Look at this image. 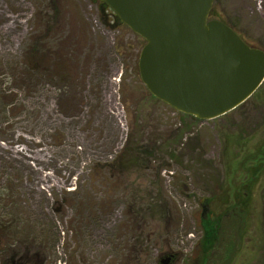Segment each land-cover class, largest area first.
Wrapping results in <instances>:
<instances>
[{
	"label": "rangeland",
	"instance_id": "374dc122",
	"mask_svg": "<svg viewBox=\"0 0 264 264\" xmlns=\"http://www.w3.org/2000/svg\"><path fill=\"white\" fill-rule=\"evenodd\" d=\"M104 7L0 0V193L23 217L14 247L41 244L42 264H159L168 253L177 260L167 264H204L200 219L217 228L222 213L206 181L219 174L248 217L239 239L223 216L224 242L205 264H223L229 239L230 264H264V82L223 116L183 117L141 79L146 40ZM214 7L220 17L211 18L264 50V0ZM137 145L150 154L146 168L108 169Z\"/></svg>",
	"mask_w": 264,
	"mask_h": 264
},
{
	"label": "water",
	"instance_id": "95a60500",
	"mask_svg": "<svg viewBox=\"0 0 264 264\" xmlns=\"http://www.w3.org/2000/svg\"><path fill=\"white\" fill-rule=\"evenodd\" d=\"M103 1L146 40L138 62L141 79L152 95L177 111L215 119L263 84L264 50L211 18L215 0Z\"/></svg>",
	"mask_w": 264,
	"mask_h": 264
},
{
	"label": "trees",
	"instance_id": "16d2710c",
	"mask_svg": "<svg viewBox=\"0 0 264 264\" xmlns=\"http://www.w3.org/2000/svg\"><path fill=\"white\" fill-rule=\"evenodd\" d=\"M100 1H102L103 7L107 6L106 8L108 10L112 11L110 9V7L106 3H104L103 0H100ZM112 13L115 14L113 11H112ZM211 16L212 17H220L219 13L217 12V10L215 9L214 6H213V9L211 11ZM246 42L249 43L248 41H246ZM250 45L254 46L252 44H250ZM254 47H256V46H254ZM241 105L239 107H241ZM180 114L183 117H189V118L193 119L194 121H200V119H198L192 115L181 113V112H180ZM185 132H187V131H185V129L183 127L179 128L178 136L180 137L181 140L183 139ZM229 136H231L230 133L226 135L227 140H226L225 146H229L232 143L231 138ZM131 137H132V135L130 136V138ZM131 140L129 139V142ZM236 140H239V138H237ZM227 142H229V143H227ZM165 146H167V148L169 149L168 145H165ZM224 150H225V148H224ZM175 152H176V150H175ZM150 153H151V151H150ZM170 153L172 155H174V151H171ZM146 154H148V156L150 155L148 153V151H146L144 148H142V146H138V145L136 147L134 146L133 148H131L129 150V152H128V149L126 148V150L124 151V154L121 157H119L116 160V162L110 163L108 165L109 166L108 169L109 170H116V169L126 170L129 167L134 166V165H136V166L140 165L142 168H146V163H147L146 160L148 161V159H149V157ZM149 161H150V159H149ZM206 183L208 186L207 191L212 193V195L214 196L212 198V200H209L210 205L213 206V204H212V201H213L214 208L217 206L218 208L222 209V211H221L222 213L220 214L221 223H222L223 216L227 212H229V214H230L229 220H233L237 225H239L238 226L239 229H237V230H238L239 239H241L243 236V233H244V227H245V224L247 222V217H248L247 210H246L247 205L245 203V200L243 198L240 199V195H237V191H235V193L230 192V188L227 186L225 179L223 180L222 176H220L219 174L212 175V177H210V180L206 181ZM186 188H187V186H185V189ZM238 191H239V189H238ZM245 194H246V192H242L243 196H245ZM12 204H13V206H12ZM15 205H16L15 201L10 200V199L9 200L5 199L2 195V193H0V210L3 209V211H5V213L0 211V242L5 244L4 247L2 248V250L1 249L0 250H1V252H5V254L8 255V258H5L3 260V264H9V263L10 264H12V263L16 264L20 258L23 261H24V259L27 260L29 258H33L34 259L33 263H35L36 257H37V260H39V263L42 264L46 257H43V255L40 252L39 247L41 248V251L43 249L41 244L40 245L34 244L35 246H37V248L35 249L36 251L32 250V248L30 247L32 245H27V243L24 241L20 242V246L24 245V249L23 248L19 249L17 247H14L15 245L12 242V240L14 238V242H16L17 238H15V237L19 233L18 228L20 227V225L23 221L22 216H17V215H14V213H12L13 208L15 211ZM153 205H154L153 203L149 204V206L147 207L148 211H150V210L154 211L155 210ZM223 206H225V208ZM152 211H150V212L152 213ZM212 216H214L213 213L211 214L210 218ZM212 220H214V218L210 219V220H206V219L201 220L200 219V229L203 231V235H202V238L198 242L197 250H201L200 251L201 252L200 258H202V262H205V263L208 262V260H210L213 256H215L214 258L218 257L217 250L224 242L223 241V237H224L223 231L224 230L222 231V229H221V225H222L221 223H219L217 228L215 226H212V227H214L213 229H206V227H205L206 222H211ZM233 242L234 241L232 239H229L228 244L225 245L229 249L228 251L226 250V253L228 252L229 256L228 255L227 256H221V259L223 260L222 261L223 264H227V260H228V264H230L233 253L230 256L229 251H231V248L229 246H232ZM32 251H34V252H32ZM144 251H145V249H144L143 245L134 244V246L132 247V255L131 256L136 257V258H140L141 255L144 254ZM40 256L43 258H40ZM176 256H177V254H176Z\"/></svg>",
	"mask_w": 264,
	"mask_h": 264
},
{
	"label": "flooded vegetation",
	"instance_id": "af4514ba",
	"mask_svg": "<svg viewBox=\"0 0 264 264\" xmlns=\"http://www.w3.org/2000/svg\"><path fill=\"white\" fill-rule=\"evenodd\" d=\"M176 254L177 253H168V256H165L164 255V257L163 258H159V264H167L168 263V261H171V262H173V261H176L177 260V256H176ZM168 258H170L169 260H168ZM164 259H166L167 261L166 262H163V260ZM33 258H29V259H27V260H25L24 259V261L23 260H21V258L19 259V261L16 263V264H31V263H33ZM13 264V263H12ZM15 264V263H14Z\"/></svg>",
	"mask_w": 264,
	"mask_h": 264
}]
</instances>
